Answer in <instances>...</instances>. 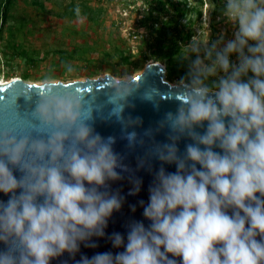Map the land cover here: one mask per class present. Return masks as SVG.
Returning <instances> with one entry per match:
<instances>
[{"label":"clouds","instance_id":"9594fccd","mask_svg":"<svg viewBox=\"0 0 264 264\" xmlns=\"http://www.w3.org/2000/svg\"><path fill=\"white\" fill-rule=\"evenodd\" d=\"M223 14L235 25L231 39L184 47L182 99L159 122L168 142L149 153L161 163L148 203L140 202L150 223L133 221L126 236H109L123 251L82 255L76 264H264V0H225ZM74 72L65 63L68 79L47 73L27 116L13 102L23 130L0 128V193L7 197L0 199V264H52L65 253L75 257L81 245L95 248L93 238L106 236L123 206L109 182L127 166L115 138L95 131L97 109L70 86ZM109 88V118L130 147L143 144L127 131L141 118L124 116L138 82L113 80ZM142 99L155 101V94ZM183 138L192 142L181 154ZM132 184L129 195L139 194L142 180Z\"/></svg>","mask_w":264,"mask_h":264},{"label":"rangeland","instance_id":"374dc122","mask_svg":"<svg viewBox=\"0 0 264 264\" xmlns=\"http://www.w3.org/2000/svg\"><path fill=\"white\" fill-rule=\"evenodd\" d=\"M40 1L43 5L33 0H17L15 14L25 19L20 30L17 29L19 20L2 22L0 16V80L26 77L27 81L40 83L49 72H54L57 78L68 79L63 75L65 63L75 68L70 80L106 73L129 79L156 59L146 56L150 29L142 21L147 13L143 0ZM182 1L189 7L194 6L188 13L195 20L192 36L173 60H159L166 65L167 79L174 84L182 82L186 75L187 62L182 66L180 61H184V47L193 39L227 41L235 31V25L223 14L225 0ZM72 2L87 5L91 10L70 14L67 8Z\"/></svg>","mask_w":264,"mask_h":264},{"label":"water","instance_id":"95a60500","mask_svg":"<svg viewBox=\"0 0 264 264\" xmlns=\"http://www.w3.org/2000/svg\"><path fill=\"white\" fill-rule=\"evenodd\" d=\"M124 78H117L111 73L99 75L97 77H86L84 79L70 80V86L73 89H79L81 95L88 101H91L96 107L94 112L95 121L94 128L102 137H114L116 142L113 145L114 151L122 158V163L127 166V171L121 173L122 179L109 182L111 192H119L124 197V203L120 211L114 212L108 222V227L105 230L104 238H93L97 244L95 248L85 247L81 245L80 252L75 257L65 253L59 259L53 260L52 264H76L82 255L88 257L93 256L97 252L111 251L116 253L123 251L112 247L109 236L112 233L119 232L127 233L128 225L133 221H143L147 226L150 221L146 220L142 213L143 207L141 201L146 205L149 198V187L153 183L155 172L161 167L160 161L151 157V152L154 144L168 142V129L165 127L159 129V122L163 119L165 113L175 112L182 97L177 92V87L180 83L174 84L167 79L166 65L157 59L148 62L143 71L129 78L139 84V89L133 97H129V102L132 107L125 109L124 116L127 118L140 117L142 124L135 127H129L128 132L135 131L138 134V141L143 140V144L137 142L135 146L130 147L127 140L124 139V131L122 125L115 120L109 118V113L112 105L108 103V98L111 93L109 85L115 80L117 83ZM38 82H30L22 77H12L5 81H0V128L5 125H13L23 130L24 122L19 120L14 111V100L18 105V110L21 115L27 116V110L35 100V94L39 91ZM145 92H153L155 101L142 99ZM32 95V100L27 99V94ZM151 130V135H145ZM203 131V129H197ZM192 141L187 138L181 139L178 144L180 153L183 154L185 145ZM219 151V149H216ZM140 161H145L143 167L140 166ZM168 172H174L175 165H163ZM199 167V166H198ZM119 171V169H118ZM19 175V173H17ZM142 180L141 191L137 195H129L132 189V181L135 179ZM0 199L6 200L7 197L0 193ZM133 208L135 209L133 211ZM4 245L0 244V249Z\"/></svg>","mask_w":264,"mask_h":264},{"label":"trees","instance_id":"16d2710c","mask_svg":"<svg viewBox=\"0 0 264 264\" xmlns=\"http://www.w3.org/2000/svg\"><path fill=\"white\" fill-rule=\"evenodd\" d=\"M33 2L43 5L40 0H33ZM16 3L17 0H0V16L2 22H7L11 19L19 20L20 26L17 29L20 30L25 24V19L16 16ZM143 3L147 13L143 15L142 21L145 27L150 29L149 52L146 56L154 57L157 60H173L192 36V25L195 20L192 16H188V13L194 10V6L189 7L182 0H143ZM79 9L83 10L79 11ZM89 10H91L89 6L87 7L84 4L77 5L74 2L67 8L68 13L73 15L82 14ZM155 13H160V17L155 15ZM197 13L201 14L198 11ZM184 19H187V21H184ZM125 58L130 60V57ZM180 62L182 66L186 64V61L181 60ZM172 69L178 70L174 66H172Z\"/></svg>","mask_w":264,"mask_h":264},{"label":"bare ground","instance_id":"6f19581e","mask_svg":"<svg viewBox=\"0 0 264 264\" xmlns=\"http://www.w3.org/2000/svg\"><path fill=\"white\" fill-rule=\"evenodd\" d=\"M0 81H5V80H0Z\"/></svg>","mask_w":264,"mask_h":264}]
</instances>
